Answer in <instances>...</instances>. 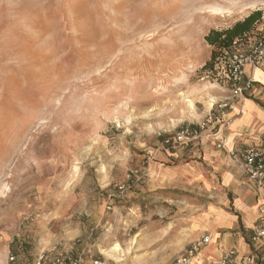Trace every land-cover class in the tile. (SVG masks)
<instances>
[{"label": "rangeland", "instance_id": "1", "mask_svg": "<svg viewBox=\"0 0 264 264\" xmlns=\"http://www.w3.org/2000/svg\"><path fill=\"white\" fill-rule=\"evenodd\" d=\"M256 11L264 0H0V264L77 243L107 264L181 254L223 194L199 153L161 140L216 100L206 36Z\"/></svg>", "mask_w": 264, "mask_h": 264}, {"label": "built area", "instance_id": "2", "mask_svg": "<svg viewBox=\"0 0 264 264\" xmlns=\"http://www.w3.org/2000/svg\"><path fill=\"white\" fill-rule=\"evenodd\" d=\"M264 66V23L259 29V35L255 38L245 40L236 39L232 45L220 51L219 61L215 67L218 71L221 68L228 70V81L225 84H215L225 87L230 96L224 100H214L210 111L196 125H186L180 128L173 136L162 141L159 151H174L188 146L194 142L211 139L218 150H223L227 158L234 165L238 166L243 175L247 178L254 190L259 194L264 193V148L252 146L248 148L228 147L226 130L230 122L224 121L222 125L216 126L218 114L229 109L234 110L246 98V94L252 89L254 80L247 74L249 69H260ZM208 78V77H206ZM150 156L154 152H149ZM134 177L128 176V181L114 185V192L105 193L108 202L116 197H124L132 188ZM111 208V207H109ZM248 235L251 250L245 253L235 248H230L217 260H203L202 249L210 246L213 239L209 234L202 235L195 242L186 246L170 264H264V203L258 207V217L255 223L243 229ZM13 261L14 258H11ZM35 264H107L95 258L91 248L77 243L73 247H53L41 252Z\"/></svg>", "mask_w": 264, "mask_h": 264}, {"label": "crops", "instance_id": "3", "mask_svg": "<svg viewBox=\"0 0 264 264\" xmlns=\"http://www.w3.org/2000/svg\"><path fill=\"white\" fill-rule=\"evenodd\" d=\"M247 74L253 77L252 89L234 110L226 109L219 113L215 125L220 126L224 121L230 122L226 130L228 147L264 148V66L253 72L248 69ZM213 86L219 91L214 97L216 100H224L230 96L225 87L217 84ZM174 152L199 153L202 162L210 165V174L216 179L218 189L223 194L216 203L208 206L203 216L194 220L193 227L187 232V240L185 239L187 246L202 235L209 234L213 243L202 249L203 260H217L230 248L241 253L250 251L249 237L243 233V229L255 223L258 207L264 203V193L259 195L254 190L241 169L230 162L226 153L218 150L211 139H203L181 149L168 151V155L173 156ZM224 192L227 193L226 196Z\"/></svg>", "mask_w": 264, "mask_h": 264}, {"label": "trees", "instance_id": "4", "mask_svg": "<svg viewBox=\"0 0 264 264\" xmlns=\"http://www.w3.org/2000/svg\"><path fill=\"white\" fill-rule=\"evenodd\" d=\"M264 20V12L256 11L250 13L243 21L236 23L232 28L218 31L211 30L206 36L205 40L211 47L210 58L206 62L203 70L205 71V78L210 81H217L219 84H225L228 81V70L221 68L218 71L215 69L218 61L220 51L229 47L238 38H244L245 40L255 38L259 35V29ZM171 137V136H170ZM167 138V136H166ZM163 138L161 141H163ZM110 192H114V187H110ZM105 195L104 193L102 194ZM105 198V196H104ZM120 197L114 198L118 199ZM17 255V253H15ZM15 260V256H13ZM102 260L101 258H98ZM36 261V260H35ZM35 261L33 264H35Z\"/></svg>", "mask_w": 264, "mask_h": 264}, {"label": "bare ground", "instance_id": "5", "mask_svg": "<svg viewBox=\"0 0 264 264\" xmlns=\"http://www.w3.org/2000/svg\"><path fill=\"white\" fill-rule=\"evenodd\" d=\"M213 9H214V7H213ZM219 8H217V10H218ZM216 10V9H215ZM213 11V10H212ZM227 11V10H226ZM216 12V11H215ZM222 12H224V10L222 11ZM218 14H219V12H218ZM225 14V13H224ZM196 231V230H195Z\"/></svg>", "mask_w": 264, "mask_h": 264}]
</instances>
